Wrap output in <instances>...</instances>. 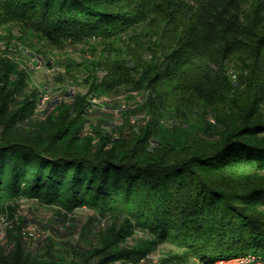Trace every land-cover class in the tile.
<instances>
[{
	"label": "trees",
	"instance_id": "obj_1",
	"mask_svg": "<svg viewBox=\"0 0 264 264\" xmlns=\"http://www.w3.org/2000/svg\"><path fill=\"white\" fill-rule=\"evenodd\" d=\"M165 3L0 0V28L19 25L21 34L4 37L16 38L12 49L26 59L90 41L110 57L120 48L131 54L130 37ZM194 3L189 26L164 55L147 46L150 59L119 56L104 71L90 46L80 80L87 93L63 90L64 97L42 101L45 91L30 87L15 54L0 55V221L25 200L66 217L84 207L93 215L35 248L21 226L9 229L0 264L264 259V74L241 97L225 66L237 57L251 69L264 67V0ZM71 62L66 73L73 76ZM132 89L142 98L112 103V94ZM92 219L105 226L94 229Z\"/></svg>",
	"mask_w": 264,
	"mask_h": 264
},
{
	"label": "rangeland",
	"instance_id": "obj_2",
	"mask_svg": "<svg viewBox=\"0 0 264 264\" xmlns=\"http://www.w3.org/2000/svg\"><path fill=\"white\" fill-rule=\"evenodd\" d=\"M195 7L194 0H166L164 10L158 12L148 25L136 30L130 37L131 40L129 41L131 42L129 46L131 48V54L128 52L125 53V51L120 48L117 49L115 55L110 57V54L106 53L104 49L106 47L103 46L102 43L90 41V43L69 44L62 49L43 48L44 52L41 54L45 58L43 56H38L32 57V59H26L20 56L16 50H13L18 46L16 44L19 43L16 38L13 36L11 38L8 36L4 37V34L8 32L14 35H19L22 32L18 24L10 23L0 28V55L9 54L12 56L13 53L15 54L16 58L21 61V67L30 75V87L32 88L34 86L45 91V93L43 92L42 101L47 102L55 96L64 97L62 94L63 90H69L72 94H76L80 91L87 93V86L81 84L80 80L86 75V63L88 61L90 62L93 57L90 46L95 48L97 61L104 65V71L107 70L108 67H111L112 63L116 62L115 60H117V58L121 59V57L125 58V56H131V58H137L143 62L150 59L152 54L150 49H145L147 46H152L154 48L155 57L162 54L164 55L165 52L173 48L175 36H179L183 33L185 28L189 26V22L195 15ZM24 49H26V47H24ZM26 50L28 51L27 54L35 52V50L30 47H27ZM69 61L73 63L71 68V74L73 76L66 73L65 63ZM225 66L233 84H235L234 88L238 90L237 94L241 95V97L247 96L250 84L257 82V78H259V81H262L258 76L261 74V77H263L264 67L260 70L261 66L255 68L253 65L251 69L244 65L237 57L229 59L225 63ZM193 70H200V66L194 65ZM120 91L122 93L112 94V103L120 101L125 102L127 106H129L133 104L135 99L142 98L138 90ZM91 100L94 103H100L102 101V99L97 96H92ZM191 107L194 108V106L190 104L187 107L188 110H191ZM194 112L196 113L197 110ZM134 118L141 117L134 116ZM90 216H93L92 212L85 207L76 209L74 213L66 217L64 216V212L58 208L43 206L35 200H25L21 203V206L14 215L2 217L0 221V241L5 242V240L9 238V229L16 231V227L21 226L23 240L27 242L29 247L35 248L40 244L39 240H44L51 233L65 236L67 234L66 227L73 221L79 224L80 226L78 227L80 228L83 224L88 222ZM71 217L76 220H72ZM22 218H26L27 221L23 222L21 220ZM91 221V225L94 229L105 226L104 219L101 223L98 220L92 219ZM77 235L78 234H76L74 238H78ZM65 238H69V236ZM158 255L159 251H155L151 253L150 256L156 259ZM245 256H242L245 260H243L241 264H264L263 258H258L260 261L255 262V260H252L254 255L248 254Z\"/></svg>",
	"mask_w": 264,
	"mask_h": 264
},
{
	"label": "bare ground",
	"instance_id": "obj_3",
	"mask_svg": "<svg viewBox=\"0 0 264 264\" xmlns=\"http://www.w3.org/2000/svg\"><path fill=\"white\" fill-rule=\"evenodd\" d=\"M234 259L235 260H244L245 258H242V256L241 257H235V258H223V259H219V260L215 261L214 263H210V264H229V263L233 262Z\"/></svg>",
	"mask_w": 264,
	"mask_h": 264
},
{
	"label": "built area",
	"instance_id": "obj_4",
	"mask_svg": "<svg viewBox=\"0 0 264 264\" xmlns=\"http://www.w3.org/2000/svg\"><path fill=\"white\" fill-rule=\"evenodd\" d=\"M245 260V259H244ZM252 260H255V262L260 261L258 260V257L256 255H254V258H252ZM243 260H234L233 262L229 263V264H241Z\"/></svg>",
	"mask_w": 264,
	"mask_h": 264
}]
</instances>
